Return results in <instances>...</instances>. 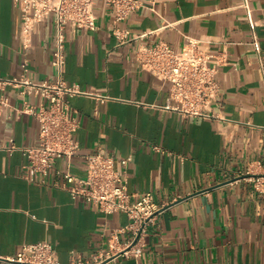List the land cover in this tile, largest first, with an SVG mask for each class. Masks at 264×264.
<instances>
[{
  "label": "crops",
  "instance_id": "obj_1",
  "mask_svg": "<svg viewBox=\"0 0 264 264\" xmlns=\"http://www.w3.org/2000/svg\"><path fill=\"white\" fill-rule=\"evenodd\" d=\"M248 6L155 0L153 10L141 7L116 24L113 5L96 0V29L65 27L63 78L85 92L66 96L79 121V147L46 175L25 167L23 147L38 142L40 128L22 108L24 99L47 101L10 86L1 92L9 106L0 109V264L39 241L53 245L60 264H264V190L249 178L264 176V0ZM21 25L15 1L0 0V75L19 76L26 60L32 80L55 81L52 17L34 25L27 48ZM117 27L128 36L118 39ZM188 38L217 68L209 116L174 110L169 82L138 59L141 45L180 49ZM97 151L117 160L131 156L125 167L131 199L151 191L162 206L140 257H105L111 232L128 221L125 213H103L59 186L67 169L85 176V157ZM129 238L120 235V248Z\"/></svg>",
  "mask_w": 264,
  "mask_h": 264
},
{
  "label": "built area",
  "instance_id": "obj_2",
  "mask_svg": "<svg viewBox=\"0 0 264 264\" xmlns=\"http://www.w3.org/2000/svg\"><path fill=\"white\" fill-rule=\"evenodd\" d=\"M21 13L20 38L24 47H29L36 23L52 17L55 27L54 50L51 65L55 69V81L37 82L27 76L28 62L22 64L19 76L0 75V109L9 106L8 98L1 92L7 86L17 89L24 96H41L47 105L30 104L23 100L22 111L34 115L39 122V138L34 145L23 147L27 157L25 167L34 174L46 175L57 158L70 159L76 154L79 144L74 133L79 121L68 110L66 96L85 94L77 83L68 84L63 78L65 53V27L74 25L84 30L96 29V0H14ZM114 7V22L125 20L141 7L153 10L155 0H106ZM248 9V0H243ZM118 39L128 36L126 29L117 27ZM255 44L256 41L254 42ZM143 69L168 81L173 109L190 116H209V107L217 99L219 83L217 68L210 63V55L199 48L198 41L188 38L180 49L166 42L141 45L137 50ZM86 174L77 176L69 169L61 172L66 189L73 199L81 198L96 206L103 213L123 212L128 221L111 232L105 257L123 255L140 257L144 249V237L148 226L162 209L151 191L131 199L125 167L131 156L116 159L100 151L86 155ZM117 165L120 166L117 167ZM256 187L264 190V176L249 177ZM35 181L34 176H30ZM129 233L130 238L120 248L119 237ZM113 256V257H114ZM3 259V258H2ZM5 264H60L53 245L48 241L24 243L15 254L3 259ZM98 264L99 261H95ZM79 264L81 262L79 261Z\"/></svg>",
  "mask_w": 264,
  "mask_h": 264
}]
</instances>
